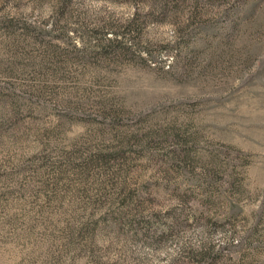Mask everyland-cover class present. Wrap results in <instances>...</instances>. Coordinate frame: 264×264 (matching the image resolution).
I'll use <instances>...</instances> for the list:
<instances>
[{"label": "rangeland", "instance_id": "1", "mask_svg": "<svg viewBox=\"0 0 264 264\" xmlns=\"http://www.w3.org/2000/svg\"><path fill=\"white\" fill-rule=\"evenodd\" d=\"M0 264H264V0H0Z\"/></svg>", "mask_w": 264, "mask_h": 264}]
</instances>
